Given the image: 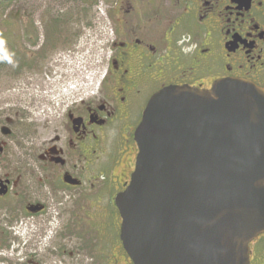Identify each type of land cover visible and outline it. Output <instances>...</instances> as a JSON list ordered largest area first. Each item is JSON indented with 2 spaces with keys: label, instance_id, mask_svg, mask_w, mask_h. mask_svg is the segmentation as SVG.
Listing matches in <instances>:
<instances>
[{
  "label": "flooded vegetation",
  "instance_id": "1",
  "mask_svg": "<svg viewBox=\"0 0 264 264\" xmlns=\"http://www.w3.org/2000/svg\"><path fill=\"white\" fill-rule=\"evenodd\" d=\"M78 1L0 0V264H135L117 198L153 96L264 89V0H106L97 66ZM249 248L264 264V233Z\"/></svg>",
  "mask_w": 264,
  "mask_h": 264
},
{
  "label": "water",
  "instance_id": "2",
  "mask_svg": "<svg viewBox=\"0 0 264 264\" xmlns=\"http://www.w3.org/2000/svg\"><path fill=\"white\" fill-rule=\"evenodd\" d=\"M117 198L135 264H250L264 233V89L241 79L153 96Z\"/></svg>",
  "mask_w": 264,
  "mask_h": 264
},
{
  "label": "rangeland",
  "instance_id": "3",
  "mask_svg": "<svg viewBox=\"0 0 264 264\" xmlns=\"http://www.w3.org/2000/svg\"><path fill=\"white\" fill-rule=\"evenodd\" d=\"M95 5L92 6V12H91V16L92 14L96 16V21L95 23L96 26H97V29H96V33H95V41H94V63L96 64V66L99 64V61L101 59V55H102V50L103 49V46H104V39H103V34L106 33L104 27L102 26H98V19H101V23L102 21H104L105 19V9H106V6H107V3H106V0H94L93 2ZM63 5L64 7H66L65 5V2H63ZM7 7V6H6ZM68 8L72 9V10H87L88 9V6H87V2L86 1H81L79 0L78 2H75L74 4H69L68 5ZM87 21H89V17L87 18ZM86 21V22H87ZM99 22V23H100ZM80 24L81 23V20H80ZM80 72H84L83 69H82V65L80 64Z\"/></svg>",
  "mask_w": 264,
  "mask_h": 264
}]
</instances>
